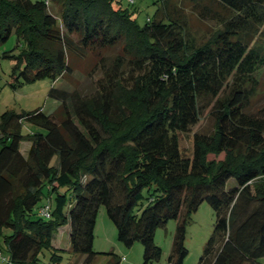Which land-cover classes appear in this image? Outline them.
Here are the masks:
<instances>
[{
	"label": "trees",
	"instance_id": "16d2710c",
	"mask_svg": "<svg viewBox=\"0 0 264 264\" xmlns=\"http://www.w3.org/2000/svg\"><path fill=\"white\" fill-rule=\"evenodd\" d=\"M114 3L0 0V45L16 41L17 52L2 55L15 62L13 90L70 80L73 58H102L117 45L128 65L106 73L90 95L50 87L42 108L0 114V236L10 231L3 261L39 264L45 249L57 264L52 240L66 225L65 250L79 264L99 254L119 264L116 254L92 249L103 206L117 241L142 245L141 264L160 259L154 233L175 220L167 262L183 264L186 226L206 202L215 222L197 264H261L264 189L252 184L264 183V106L249 113L247 105L262 88L263 51L252 33L264 24V0H189L192 13L216 25L201 43L187 30L182 0H161L143 25ZM208 102L212 134H194L191 153L183 152L180 135ZM22 142L30 144L26 157Z\"/></svg>",
	"mask_w": 264,
	"mask_h": 264
},
{
	"label": "rangeland",
	"instance_id": "374dc122",
	"mask_svg": "<svg viewBox=\"0 0 264 264\" xmlns=\"http://www.w3.org/2000/svg\"><path fill=\"white\" fill-rule=\"evenodd\" d=\"M161 0H134L133 5H129L127 0H116L114 7L120 6L131 9L132 15L137 23L143 25L147 18L154 20L156 11L160 8ZM185 5L183 15L186 20V27L190 35L196 38L197 43H201L207 39L210 32L216 27L214 21L200 20L190 8L189 0H182ZM50 11L57 15L56 11ZM253 44L261 47L264 60V24L256 28L252 33ZM15 37L12 35L9 39L0 45V114L5 110H14L31 112L38 108H42L47 100V92L50 87L59 89H77L82 95H90L95 90L96 82L103 80L109 73L116 70L119 74L127 71L128 65L124 57V52L120 45H117L108 50L102 51V58L88 54L82 59L73 58L71 63L74 67L73 78L70 80L60 78L54 82L49 79H43L31 84H24L17 87L15 90L10 88L9 83H13L11 69L14 67V61L8 57L2 56L3 53H16ZM122 59L118 62L116 59ZM261 77V78H260ZM258 78L262 83L261 91L254 94L248 103V112L253 113L256 109L264 106V65L259 71ZM212 102L203 103L198 122L191 126L186 133L180 135V146L183 152L191 153L192 137L194 134L211 135L214 119L212 117ZM29 126L24 124L22 133L25 134ZM28 142H22L21 152H26L29 147ZM235 186V182L231 179L227 182V187ZM264 189V183L252 184V190ZM43 200V199H42ZM40 201L39 204L43 203ZM145 204V200L142 201ZM215 222V213L212 208L203 202L196 212L192 213L189 223L186 226L184 239V248L187 250V256L183 264H197L199 258L203 254L204 247L213 232ZM176 229V221L169 220L164 228L156 229L154 233V244L162 251V255L158 261L152 264H168L167 259L171 251L172 240ZM68 229L65 225L57 229L52 244L56 254L60 256L57 264H79L81 258L72 255L65 250L68 247ZM10 234L6 228H2L0 236V252L2 257L6 258L7 253L3 242V236ZM92 249L98 253L112 252L119 257V264H141L143 247L140 243H134L130 248H126L117 241V233L114 225L108 219L105 209L100 206L97 212L94 231H93ZM51 251L42 250L39 253V264H52ZM3 259V258H2ZM0 259V264L5 262ZM264 264V258L259 261ZM93 264H110V257L105 254L96 256Z\"/></svg>",
	"mask_w": 264,
	"mask_h": 264
},
{
	"label": "built area",
	"instance_id": "2783aa9c",
	"mask_svg": "<svg viewBox=\"0 0 264 264\" xmlns=\"http://www.w3.org/2000/svg\"><path fill=\"white\" fill-rule=\"evenodd\" d=\"M129 1H131V0H129ZM48 210H49L48 205H45L43 208H41V209L39 210V213H40L42 216H47V214H48ZM0 259H2L1 254H0ZM2 260H5V259L3 258Z\"/></svg>",
	"mask_w": 264,
	"mask_h": 264
},
{
	"label": "crops",
	"instance_id": "0c3cea01",
	"mask_svg": "<svg viewBox=\"0 0 264 264\" xmlns=\"http://www.w3.org/2000/svg\"><path fill=\"white\" fill-rule=\"evenodd\" d=\"M20 146H21V144H20ZM30 146V145H29ZM29 148V147H28ZM27 151H28V149H27ZM27 151L26 152H21V149H20V153H21V155L23 156V157H26V155H27ZM65 227V226H64ZM68 229V228H67ZM66 232H68V230L66 231ZM67 234V233H66ZM68 235V234H67ZM52 246H53V244H52ZM67 249V248H66Z\"/></svg>",
	"mask_w": 264,
	"mask_h": 264
}]
</instances>
